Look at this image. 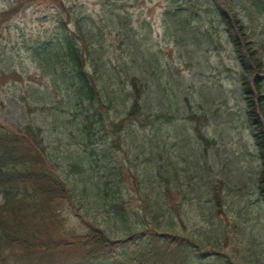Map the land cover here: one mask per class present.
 <instances>
[{
    "label": "rangeland",
    "instance_id": "1",
    "mask_svg": "<svg viewBox=\"0 0 264 264\" xmlns=\"http://www.w3.org/2000/svg\"><path fill=\"white\" fill-rule=\"evenodd\" d=\"M225 1L246 24L247 33L241 34L243 44L249 42L264 55V0ZM15 2L0 0V115L7 123L31 122L44 129L57 174L75 190L69 227L75 224L76 217H85L117 231L122 221L107 216L114 214L113 202H120L133 189L128 178L131 168L151 179L162 167L163 176L173 178L172 197L183 202L184 218L177 224L184 233H194L211 244L214 264H264V208L257 193L261 159L244 111L246 101L238 89L242 65L233 44L238 31H225L215 11L222 0L66 1L87 39L110 45L108 53L115 59L103 70L107 77L119 80L122 74L128 79L130 72L139 76L146 72L152 83L163 82L162 86H167L172 72L181 78L176 93L182 103V117L178 128L173 122L167 125L173 131L166 142L167 153L157 158L143 155L140 159L136 155L105 153L108 141L88 137L85 127L83 133L75 131L87 112L82 104L73 105L65 77L69 70L61 60L52 64L50 53L37 50L47 46L56 36L59 19L66 21L68 16L50 3ZM171 7L193 12L185 11L180 16L184 31L179 29V34L168 36L162 12ZM111 15H118L116 22ZM170 17L166 18L171 22ZM146 19L152 25L149 32L144 26ZM74 25L75 22L70 27L74 29ZM241 54L248 62L245 50ZM42 55L49 65L45 71ZM122 58L133 59V63ZM12 71L23 77H8ZM118 85L112 87L114 93L119 92ZM186 96L192 101L187 106L203 114L205 129L214 139L212 144L195 141L192 122L189 133H179L181 125L187 124L182 115H187ZM122 162L124 175L118 176V164ZM121 177L123 180L119 181ZM212 184L223 188V210H207L206 204H211V200L210 193L205 192ZM215 194L214 190V197ZM2 203L0 197V206ZM129 226H136L134 220L129 221ZM80 253L70 249L56 251L48 263L42 264H70ZM9 257L19 258L18 251L10 250ZM23 264L38 262L24 259Z\"/></svg>",
    "mask_w": 264,
    "mask_h": 264
},
{
    "label": "trees",
    "instance_id": "2",
    "mask_svg": "<svg viewBox=\"0 0 264 264\" xmlns=\"http://www.w3.org/2000/svg\"><path fill=\"white\" fill-rule=\"evenodd\" d=\"M20 1L50 3L68 16L66 21L59 19L56 36L47 42V46H40L37 50L50 53L52 64L61 60L69 70H66L65 77L73 105L80 103L87 112L83 114V120L78 121L80 127L75 131L83 133L85 127L88 137L98 136L108 141L105 153L112 155H136L140 159L143 155L157 158L167 153L166 142L173 132L167 125L173 122L178 128L182 117V103L176 93L181 78L179 80L172 72L167 86H162L163 82L152 83L146 72H143L144 76L130 72L128 79L122 74L119 80L107 77L103 70L109 68L115 59L108 53L110 45L87 39L76 22L74 11L68 10L67 0ZM174 9L171 7L162 12L165 16L163 28L168 36L184 31L180 16L185 11L193 12ZM113 11L109 10L110 13ZM215 11L226 29L237 26L240 33H247L246 24L229 4L218 5ZM211 14L214 17V12ZM111 16L116 22L118 15ZM167 16H174L170 17L171 22ZM73 22L74 29L70 27ZM144 26L147 32L152 30L147 19ZM233 44L242 65L238 89L246 101L244 111L261 159L257 193L264 208V55L249 42L244 45L241 36L235 37ZM244 48L251 64L243 59L241 52ZM122 60L133 63V59ZM40 61L43 71L47 70L49 65L44 55ZM255 71L252 83L250 77ZM7 76L23 77L18 71L7 73ZM115 84L120 88L114 93L112 87ZM85 102L88 105L84 106ZM184 103L187 106L192 101L186 96ZM186 109L187 115L185 112L182 115L187 124L181 125L179 133H189L192 122L191 133L195 141L212 144L214 139L205 129L203 114L188 106ZM5 120L1 114L0 196L4 201L0 206V264H23L24 259H32L38 264L48 263L54 252L68 249L81 251L70 264H214L211 244L194 233H184L177 224L184 218L183 202L172 197L173 178L163 176L162 167L151 179L131 168L128 178L133 189H129L128 196L121 198L120 202H113L114 214L107 216V219L122 221L117 231L108 230L85 217H76L75 224L69 227L70 214H73L71 205L74 206L76 200L75 190L67 179L57 174L44 129L31 122L11 124ZM118 165L117 174L122 176L125 164ZM152 183L158 186L153 187ZM210 187L205 193H210L211 204L205 202L204 205L207 203V210L212 208L213 212L218 208L223 210L226 204L223 188L214 184ZM135 201L137 204L131 205ZM131 219L136 226H129ZM10 250H17L19 258L9 257Z\"/></svg>",
    "mask_w": 264,
    "mask_h": 264
}]
</instances>
